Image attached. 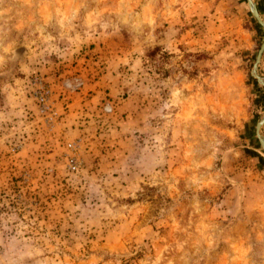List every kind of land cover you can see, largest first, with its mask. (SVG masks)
Segmentation results:
<instances>
[{
  "label": "clouds",
  "instance_id": "obj_1",
  "mask_svg": "<svg viewBox=\"0 0 264 264\" xmlns=\"http://www.w3.org/2000/svg\"><path fill=\"white\" fill-rule=\"evenodd\" d=\"M248 39L236 0H0V264H264Z\"/></svg>",
  "mask_w": 264,
  "mask_h": 264
},
{
  "label": "rangeland",
  "instance_id": "obj_2",
  "mask_svg": "<svg viewBox=\"0 0 264 264\" xmlns=\"http://www.w3.org/2000/svg\"><path fill=\"white\" fill-rule=\"evenodd\" d=\"M236 2L237 7L242 13V27L244 31L249 34L247 43L250 46L246 47L241 53L244 61V79L245 82L249 85L251 91L259 98L255 103L264 108V51L257 68V72L261 77V81H258L252 73V66L255 60V56L264 38V27L256 22V20L250 13L246 0H236ZM255 3L261 17L264 19V0H255ZM77 83L78 82H73L70 80L67 82V87H75ZM263 117L264 114L259 111L253 113L252 120L250 121V131L253 135H255L256 133V123ZM260 132L264 136V122L260 128Z\"/></svg>",
  "mask_w": 264,
  "mask_h": 264
},
{
  "label": "water",
  "instance_id": "obj_3",
  "mask_svg": "<svg viewBox=\"0 0 264 264\" xmlns=\"http://www.w3.org/2000/svg\"><path fill=\"white\" fill-rule=\"evenodd\" d=\"M250 2L253 3V5L256 6V3H255V0H249ZM264 51V38L260 44V47L257 51V54L255 56V60H254V63H253V66H252V73L254 75V77L258 80V81H261V77L260 75L258 74L257 72V68H258V64L261 60V57H262V53ZM264 122V117L262 119H260L257 123H256V135L258 137V139H264V136L262 135V133L260 132V128L262 126Z\"/></svg>",
  "mask_w": 264,
  "mask_h": 264
},
{
  "label": "bare ground",
  "instance_id": "obj_4",
  "mask_svg": "<svg viewBox=\"0 0 264 264\" xmlns=\"http://www.w3.org/2000/svg\"><path fill=\"white\" fill-rule=\"evenodd\" d=\"M246 2H247V5H248V8L250 10V13L252 14V16L254 17L256 22L259 25H261L262 27H264V19L261 17L257 6L253 5V3L250 2L249 0H246Z\"/></svg>",
  "mask_w": 264,
  "mask_h": 264
}]
</instances>
